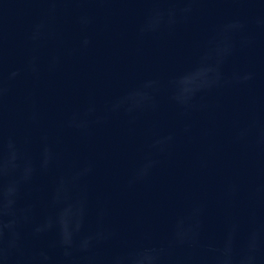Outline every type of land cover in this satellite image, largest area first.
Here are the masks:
<instances>
[{"label": "water", "instance_id": "1", "mask_svg": "<svg viewBox=\"0 0 264 264\" xmlns=\"http://www.w3.org/2000/svg\"><path fill=\"white\" fill-rule=\"evenodd\" d=\"M0 264H264V0H0Z\"/></svg>", "mask_w": 264, "mask_h": 264}]
</instances>
